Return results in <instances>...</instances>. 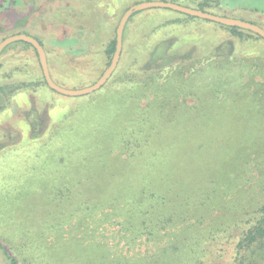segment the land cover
I'll return each instance as SVG.
<instances>
[{
	"label": "rangeland",
	"instance_id": "rangeland-1",
	"mask_svg": "<svg viewBox=\"0 0 264 264\" xmlns=\"http://www.w3.org/2000/svg\"><path fill=\"white\" fill-rule=\"evenodd\" d=\"M142 1L150 0H0V41L16 33L33 36L44 46L50 76L56 84L69 89L85 87L109 65L112 55L107 58L104 47L115 37L120 17ZM163 1L198 8L204 0ZM206 2L207 12L264 28V0ZM127 24L121 52L127 58V68L87 95L71 97L50 89L36 51L21 41L10 43L0 55V244L16 256L18 264H43L40 260L45 257L49 259L47 264H101V258L117 261L152 253L155 243L142 238L128 247L116 226L90 238L81 228L66 226L62 242L54 247H49L48 237L33 241L35 261H31V230L40 229L51 219L48 206L53 188L60 187L65 176L78 180L75 166L82 156L95 159L102 153L108 157L114 146L116 122L128 120L126 112L116 113L114 109L118 96L134 91L137 98L133 104L142 107L154 99L156 86L164 84L167 90L162 86L159 101L166 103L164 110L169 113L160 116V133L166 157L178 169V182L202 191L212 179L222 191L204 225H217L225 231L216 240L205 241L202 264H230L234 259L236 264H264V236L251 245L237 246L259 218L258 209L264 202V115L258 116L251 101L229 107L221 103L213 108L207 102V109L186 112L198 102L187 91L182 96L175 90L185 80V88L191 91L193 77L205 74L208 52L219 42L228 41V29L162 9L134 14ZM164 39L174 41L176 56L186 58L158 72L137 73L148 48ZM242 41L224 53L232 49L235 59L238 55L251 58L261 53L258 48H264V41L254 37ZM251 76L254 85L264 81L260 72ZM206 85L203 81L193 89L202 90ZM251 90L249 86L230 95L248 101ZM262 97L258 107L264 110V94ZM173 105L184 113L176 114ZM44 110L50 117H40L36 131L48 122L46 133L31 140V118ZM240 150L248 153V159L229 178L228 170ZM166 239L158 244L164 245ZM0 264H6L1 252Z\"/></svg>",
	"mask_w": 264,
	"mask_h": 264
},
{
	"label": "trees",
	"instance_id": "trees-1",
	"mask_svg": "<svg viewBox=\"0 0 264 264\" xmlns=\"http://www.w3.org/2000/svg\"><path fill=\"white\" fill-rule=\"evenodd\" d=\"M206 4L207 2L204 0L199 2L197 7L206 11ZM151 9H162L193 19L198 18L169 8L156 7L134 11L124 25L122 42L125 40L127 23L134 14ZM218 24L228 29V41L226 39L212 47L208 52L209 62L203 66L205 74L202 72L204 75L193 77L189 83V87L192 89H197L203 81H207V85L202 90L191 89L188 91V87L185 88L184 80L175 90L182 96L187 91L188 96L196 98L198 103L189 106L186 112H197L199 107L203 110L206 108L204 106L207 105V102H209L208 107L213 108L221 103L229 107L235 106L236 102L249 104L251 101L254 102V110L257 111L258 116H263V107H258V104L263 98L264 81L254 85L251 74L260 72L264 75V48H258L261 53L251 58L238 55V58L235 59L232 49L229 54L224 52L226 49L230 50L231 47L235 48V43L238 45L239 42L248 38L254 37L262 41L264 39L248 29ZM17 41H21L35 50L30 43L23 40ZM115 41L114 37L104 47V54L107 58H110L114 51ZM39 42L43 46L42 42ZM7 46L2 49L0 55L7 49ZM173 46L174 41L169 39L161 40L150 46L143 64L136 69V72H158L184 60L186 57L176 56ZM187 52L191 53L192 51ZM121 54L112 74L118 77L121 76V71L127 68V58L122 57ZM178 56L180 57L177 60ZM135 58L139 59L140 57L136 56ZM257 58L262 62L257 61ZM248 60L251 62L248 63ZM244 77H247L245 81ZM155 85H151V87L154 88ZM162 86L164 84L156 86L154 99L147 101L142 107L133 104L136 97L134 91L132 95L124 92L118 96L119 99L115 101L114 109L116 113L120 110L126 112L128 120L116 122L113 149L106 154L108 157H104L102 153H98L95 159L82 156L75 166L78 168V180H72L65 176V182H62L60 187L53 188L48 206L51 219L41 226V231L40 229L31 230V261H35L32 256L33 241L48 237L51 239L49 247H54L62 242V234L66 226L81 228L80 231L87 238H90L93 233L116 226L120 236L126 239L125 245L128 247L142 238L146 242L155 243L156 247L152 253L139 254L135 258L131 257L133 259L129 256L117 261L114 258H101V264H202L201 256H204L207 250L203 245L205 241L216 240L221 231H225L224 228L217 225L213 227L209 224L204 225L207 213L213 207L212 204L217 203L218 198L220 199L222 191L220 185L216 187L212 179L208 180L211 185L202 191H195L192 186L178 182V169L174 168L173 161L166 157V151L163 149L164 139L160 133L162 131L160 121L163 122L160 116L163 113H169L166 109L164 110L166 103L159 101V96L164 90ZM249 86H252V90L248 101H242L236 97L231 98V92L234 90L243 91ZM164 88L166 91L167 87L164 86ZM143 90L144 88H141L142 92ZM170 92L173 95L174 91L170 90ZM179 106H174L178 115L184 113L183 110L178 111ZM48 116L50 117L49 111L44 110L31 118V140L46 133L49 123L46 122L45 127L42 125L36 131V121L40 117L44 120ZM240 152L238 157L233 159L235 164L228 170L229 178L234 172H238L240 166H245L248 159L247 152L244 150H240ZM258 211L259 218L251 228L246 230L244 237L237 243L238 247L242 248L244 244L251 245L257 238L264 236V202ZM42 229H45L44 232ZM176 231L181 233L173 237L172 235ZM166 237L164 245H159L158 243ZM53 238L58 240L50 242L53 241ZM0 252L6 260V264H18L16 256L9 253L7 248L1 244ZM46 261H49L47 257L40 260L43 264H47ZM236 262L237 260L234 259L230 264H236Z\"/></svg>",
	"mask_w": 264,
	"mask_h": 264
},
{
	"label": "water",
	"instance_id": "water-1",
	"mask_svg": "<svg viewBox=\"0 0 264 264\" xmlns=\"http://www.w3.org/2000/svg\"><path fill=\"white\" fill-rule=\"evenodd\" d=\"M156 7L169 8V9H172L178 12L185 13L190 16L207 19V20L214 21V22H217L223 25L237 26L243 29H248V30L255 32L256 34H258L264 39V28L255 23H252V22H249L243 19H239V18L212 14L210 12H207V11H204L198 8H192V7L180 5L174 2H170V1L150 0V1H142V2L135 3L124 11L116 27L115 48H114L110 63L105 68V70L102 72V74L98 77V79L91 85L81 87V88H76V89H69V88L61 87L58 84H56L50 76L44 47L41 45V43L36 38H34L31 35H28L25 33H16V34L5 37L4 39L0 41V52L5 46H7L8 44L14 41L23 40L25 42H28L36 50L44 80L50 89L62 95L71 96V97L87 95L101 88L113 74L117 66V63L119 61L120 54H121L123 28L128 18L130 17V15L134 11L144 10L148 8H156Z\"/></svg>",
	"mask_w": 264,
	"mask_h": 264
}]
</instances>
